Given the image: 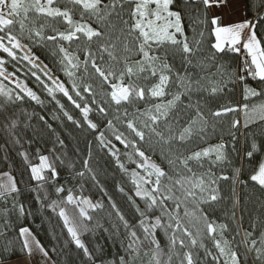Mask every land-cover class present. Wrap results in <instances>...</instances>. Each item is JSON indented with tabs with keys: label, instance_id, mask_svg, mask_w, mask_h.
<instances>
[{
	"label": "snow or ice",
	"instance_id": "snow-or-ice-1",
	"mask_svg": "<svg viewBox=\"0 0 264 264\" xmlns=\"http://www.w3.org/2000/svg\"><path fill=\"white\" fill-rule=\"evenodd\" d=\"M262 27L264 0H0V162L35 181L0 172V264H264ZM52 103L86 151L29 111ZM25 191L59 248L18 226Z\"/></svg>",
	"mask_w": 264,
	"mask_h": 264
},
{
	"label": "trees",
	"instance_id": "trees-1",
	"mask_svg": "<svg viewBox=\"0 0 264 264\" xmlns=\"http://www.w3.org/2000/svg\"><path fill=\"white\" fill-rule=\"evenodd\" d=\"M258 36L264 37V27L258 29ZM38 54L41 55V59L44 60L45 63H49V66L52 67L51 61L49 58L46 57V54L38 52ZM230 57H236V54L229 53ZM62 79H66L61 74ZM249 84L251 86H255V81L249 79ZM31 86L36 87L34 82L31 84ZM39 91V89H37ZM42 99L45 98V95L41 93ZM240 97L237 95L236 99L238 100ZM62 103H65L66 107H69V110L72 111L70 106L68 105L66 99H62ZM55 108L54 103L52 104H46L45 108H41L38 105H33L29 107V111H35L37 114H48L49 123L53 125V127L56 129L57 133L65 140V144L67 146V151L70 157L75 156V149L79 148L82 152L86 151V141L87 139H91L92 137L90 135L86 136L85 132H81L80 130L76 129L73 125L70 124V122H67L66 120L63 121H53L51 120V112ZM76 114L75 112L73 113ZM95 119V118H94ZM35 127L40 128V125L34 121ZM103 127V125H101ZM42 135L45 137V140L49 139V134L45 130H41ZM243 143V139H241V144ZM52 145L51 143H46L43 145V148L46 150L47 148H50ZM240 145H238L239 147ZM27 147V146H26ZM36 145H33L32 151L34 152ZM260 160V157L257 156L256 160L253 162L254 164H258ZM38 158L32 157V163H38ZM8 164H11V167L8 166ZM26 166L23 164L21 158L15 154V152L12 153V157H10L8 163L0 162V172L3 171H10L16 179L20 182V184L25 189H30L35 185V181L30 180L29 173L25 171ZM248 172H251L252 169L248 168ZM23 173V174H22ZM67 175V170L61 171V176L64 177ZM117 179H119V175L117 174ZM107 186L111 189L113 187V181L111 177H108V183ZM34 195L32 193H29L28 191H25L24 200L27 202V205L31 207L33 210L32 216H27L26 218L21 219L20 221H17L18 226H25L29 227L32 232L36 235L37 239L41 241V243L47 248L51 249L53 246H57L58 248L62 245L64 237L60 238V241L58 243L57 239L54 238L55 236H59L60 228L56 227L55 234L52 231V228L57 225L58 221L56 220L54 214L51 213L50 210H44L41 208L40 204L34 199ZM258 195V193H256ZM119 200V197H117ZM252 199L255 200V195L252 196ZM49 217H51V223H49ZM62 224V222H59ZM66 231V230H65ZM209 243L210 242H206ZM115 251V249L112 248L111 245H106L105 252L108 256H111L112 253ZM25 255V254H24ZM24 255L17 252L16 256H13L12 259L21 258ZM50 255H52L53 260L56 261V264H66L65 260L62 258L64 254L57 253L52 254L50 252ZM72 256H75V252H72Z\"/></svg>",
	"mask_w": 264,
	"mask_h": 264
},
{
	"label": "crops",
	"instance_id": "crops-1",
	"mask_svg": "<svg viewBox=\"0 0 264 264\" xmlns=\"http://www.w3.org/2000/svg\"><path fill=\"white\" fill-rule=\"evenodd\" d=\"M224 18L229 23H237V22H241L244 19V15L242 12L233 13V14L226 12ZM25 256H26V254L23 257H21L20 259L25 258ZM13 260H15V259H13ZM33 264H35V261H33Z\"/></svg>",
	"mask_w": 264,
	"mask_h": 264
}]
</instances>
